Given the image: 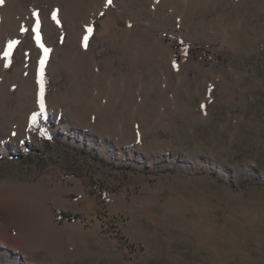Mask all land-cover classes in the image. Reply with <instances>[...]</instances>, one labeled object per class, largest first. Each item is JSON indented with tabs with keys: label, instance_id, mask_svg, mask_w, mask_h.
Returning a JSON list of instances; mask_svg holds the SVG:
<instances>
[{
	"label": "rangeland",
	"instance_id": "1",
	"mask_svg": "<svg viewBox=\"0 0 264 264\" xmlns=\"http://www.w3.org/2000/svg\"><path fill=\"white\" fill-rule=\"evenodd\" d=\"M0 264H264V0H4Z\"/></svg>",
	"mask_w": 264,
	"mask_h": 264
},
{
	"label": "snow or ice",
	"instance_id": "2",
	"mask_svg": "<svg viewBox=\"0 0 264 264\" xmlns=\"http://www.w3.org/2000/svg\"><path fill=\"white\" fill-rule=\"evenodd\" d=\"M4 3V0H0V4H3ZM108 3L110 4L111 3V0H108ZM26 30V29H25ZM89 31H91V29H89ZM39 32V26L37 25V33ZM37 39L39 41V35H37ZM11 47V45H10ZM41 47H43V45L41 44ZM45 51L47 52L48 50L45 49ZM41 108H43V101L41 100ZM33 120H35V117H33ZM50 138V137H49Z\"/></svg>",
	"mask_w": 264,
	"mask_h": 264
},
{
	"label": "bare ground",
	"instance_id": "3",
	"mask_svg": "<svg viewBox=\"0 0 264 264\" xmlns=\"http://www.w3.org/2000/svg\"><path fill=\"white\" fill-rule=\"evenodd\" d=\"M19 227L23 228L22 226H19ZM43 238H44V239H47L48 237H47V236H44Z\"/></svg>",
	"mask_w": 264,
	"mask_h": 264
}]
</instances>
